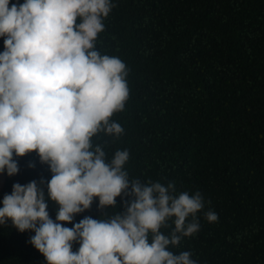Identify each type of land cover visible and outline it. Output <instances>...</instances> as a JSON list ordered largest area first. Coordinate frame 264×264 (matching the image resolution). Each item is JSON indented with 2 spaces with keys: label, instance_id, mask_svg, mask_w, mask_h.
<instances>
[{
  "label": "trees",
  "instance_id": "trees-1",
  "mask_svg": "<svg viewBox=\"0 0 264 264\" xmlns=\"http://www.w3.org/2000/svg\"><path fill=\"white\" fill-rule=\"evenodd\" d=\"M113 4L95 50L125 63L129 98L110 118L123 133L99 131L93 147L102 148L107 162L127 150L130 181L200 191L204 210L218 214L215 223L198 214L200 231L170 247L174 254L191 252L197 264H264V0ZM16 159L20 172L4 175L0 201L14 183L51 179L36 153ZM42 187L47 197V184ZM98 204L97 198L74 222L125 211L120 197L115 207ZM58 208L49 200L54 220ZM173 219L161 229L167 236ZM34 234L21 233L11 221L0 225V264H47L29 242ZM78 248L74 243L73 251Z\"/></svg>",
  "mask_w": 264,
  "mask_h": 264
},
{
  "label": "clouds",
  "instance_id": "clouds-1",
  "mask_svg": "<svg viewBox=\"0 0 264 264\" xmlns=\"http://www.w3.org/2000/svg\"><path fill=\"white\" fill-rule=\"evenodd\" d=\"M114 6L113 0H0V175H18L16 157L29 153L52 173L47 181L14 183L0 201V225L11 221L21 233L34 232L29 242L47 264H197L191 252L169 249L200 231L198 214L218 222L215 211L204 210L202 193L180 192L174 182L130 181L127 150L107 162L92 144L99 131L123 133L110 118L129 98L125 63L102 56L94 44ZM118 197L124 212L74 222L97 198L103 209L117 206ZM49 200L59 205L55 220ZM172 218L167 236L161 229Z\"/></svg>",
  "mask_w": 264,
  "mask_h": 264
},
{
  "label": "crops",
  "instance_id": "crops-1",
  "mask_svg": "<svg viewBox=\"0 0 264 264\" xmlns=\"http://www.w3.org/2000/svg\"><path fill=\"white\" fill-rule=\"evenodd\" d=\"M4 183V175H0V189L2 188L1 186H3Z\"/></svg>",
  "mask_w": 264,
  "mask_h": 264
},
{
  "label": "rangeland",
  "instance_id": "rangeland-1",
  "mask_svg": "<svg viewBox=\"0 0 264 264\" xmlns=\"http://www.w3.org/2000/svg\"><path fill=\"white\" fill-rule=\"evenodd\" d=\"M1 185V184H0ZM2 187V186H1Z\"/></svg>",
  "mask_w": 264,
  "mask_h": 264
}]
</instances>
